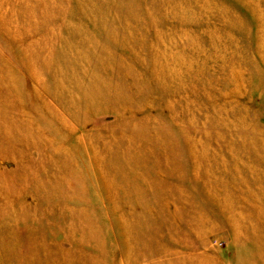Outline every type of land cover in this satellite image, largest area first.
Wrapping results in <instances>:
<instances>
[{"label":"rangeland","instance_id":"374dc122","mask_svg":"<svg viewBox=\"0 0 264 264\" xmlns=\"http://www.w3.org/2000/svg\"><path fill=\"white\" fill-rule=\"evenodd\" d=\"M0 264H264V0H0Z\"/></svg>","mask_w":264,"mask_h":264}]
</instances>
